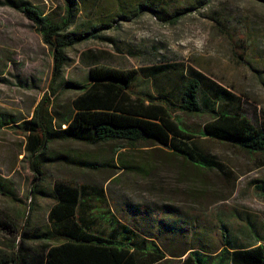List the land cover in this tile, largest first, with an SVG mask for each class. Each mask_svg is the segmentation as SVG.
<instances>
[{
	"label": "rangeland",
	"instance_id": "rangeland-1",
	"mask_svg": "<svg viewBox=\"0 0 264 264\" xmlns=\"http://www.w3.org/2000/svg\"><path fill=\"white\" fill-rule=\"evenodd\" d=\"M24 1L44 15L61 17L65 13L63 0ZM78 3L71 30L100 22L111 26L101 27L104 40L92 39L67 50L68 61L59 82L86 84L93 63L122 70L172 65L174 72L160 78L158 85L165 87L194 70L238 97L249 117L264 114V7L260 4L209 0L205 7L170 25L147 13L130 20L118 17L120 9L114 0ZM129 10L132 7L123 15L129 16ZM52 79L51 51L33 23L21 12L0 6V113L30 120L44 96L59 114L68 112L78 89L67 85V90L53 96ZM179 116L187 126L205 121ZM199 142L224 165V173L198 171L165 148L150 144L118 149L115 143L88 146L68 142L51 145L42 186L49 191L55 182L66 180L102 187L115 212L128 210V204L152 209L149 212L156 228L163 211L176 215L181 231H175V238L169 236L166 243L177 252L190 244L197 246L200 240L205 250L216 254L222 247L224 226L244 244L254 243L258 234L264 238V156L207 139ZM25 147L22 130L9 126L0 130V178L11 193L0 192V219L17 229L45 228L53 200L32 199L31 189L39 182ZM117 158L133 168H122ZM79 162L95 163V169ZM14 240V236L0 234L1 246H10ZM183 258L168 257L159 264H179Z\"/></svg>",
	"mask_w": 264,
	"mask_h": 264
},
{
	"label": "trees",
	"instance_id": "trees-1",
	"mask_svg": "<svg viewBox=\"0 0 264 264\" xmlns=\"http://www.w3.org/2000/svg\"><path fill=\"white\" fill-rule=\"evenodd\" d=\"M264 7V0H251ZM61 17L44 15L24 0H0L29 19L53 58L51 94L77 87L68 112L59 114L47 96L36 106L30 120L0 113V130L9 126L26 135L25 151L31 160L35 180L32 199L38 196L53 200L45 228H20L0 219V234L14 236L10 246L0 245V264H159L167 257L181 258L179 264H264V238L241 243L227 228L222 247L205 250L197 241L183 252L167 245L169 236L181 231L176 215L162 213L161 225L153 222L152 209L128 204L126 211L115 212L102 187L57 181L49 191L45 163L54 143H79L88 146L119 144L118 149L143 144L163 147L198 171H218L225 167L208 152L200 140L234 146L251 155L264 156V114L251 118L243 112L240 99L201 73L190 70L162 87L160 78L174 72L172 65L122 70L93 63L86 84L59 82L68 58L66 52L89 40H104L101 27L90 24L71 30L79 13L78 0H63ZM118 17L134 19L147 13L161 23L176 25L190 11L205 7L209 0H114ZM129 16L123 15L125 9ZM236 44V43H235ZM56 84V85H55ZM55 85V86H54ZM180 114L205 118L200 125L187 126ZM64 126V128H62ZM122 168L132 169L120 158ZM88 169L95 163L79 162ZM264 191V188H261ZM0 192L11 193L3 187ZM5 193V194H4ZM147 210V213L145 210ZM166 211L171 208L165 207ZM151 211V212H149Z\"/></svg>",
	"mask_w": 264,
	"mask_h": 264
},
{
	"label": "crops",
	"instance_id": "crops-1",
	"mask_svg": "<svg viewBox=\"0 0 264 264\" xmlns=\"http://www.w3.org/2000/svg\"><path fill=\"white\" fill-rule=\"evenodd\" d=\"M167 259H168V257H167Z\"/></svg>",
	"mask_w": 264,
	"mask_h": 264
}]
</instances>
